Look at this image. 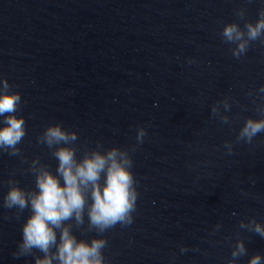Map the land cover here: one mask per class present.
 I'll list each match as a JSON object with an SVG mask.
<instances>
[{
	"label": "clouds",
	"instance_id": "9594fccd",
	"mask_svg": "<svg viewBox=\"0 0 264 264\" xmlns=\"http://www.w3.org/2000/svg\"><path fill=\"white\" fill-rule=\"evenodd\" d=\"M237 15L243 18L244 10ZM258 17L255 23L245 22L243 29L235 22L224 25L221 36L226 43L236 45L231 49L236 59L246 54L251 42L260 40L264 43V8L260 9ZM258 91L264 93V85ZM221 105L225 112L231 108L225 98L212 106L211 114L227 124L229 117L221 113ZM20 106L21 94L11 91L6 79L0 81V116L4 117V126L0 127V150L13 156L19 154L17 145L26 135L25 119L16 115ZM257 112L261 118H247L237 135V142L252 144L257 135L264 133V104L257 107ZM146 135L145 127L137 126V142L143 143ZM77 139L75 131L64 129L60 123L49 125L38 141L53 149L52 155L58 161L56 174L47 165L40 164L37 158L30 168L35 176L36 190H25L18 186V182L8 181L11 187L4 197V207L15 208L19 212L31 211L22 226V239L14 256L32 255L35 249L43 255L35 256L34 264H54V261L57 264H105L102 249L107 246V241L103 238H93L90 242L78 239L72 231L73 225L66 222L74 221L80 227L86 213L87 230L98 233H104L117 224H132L138 192L129 150L113 147L102 152V146L98 144L96 149L85 151L78 160L77 150L71 146ZM224 147L231 155L233 143L225 141ZM131 151H135V147ZM219 228L217 224L216 229ZM240 228L264 238V224L255 218H250L247 223L242 220ZM185 251L187 249L181 247V252ZM247 254L245 242L237 239L228 264H237L239 258ZM248 264H264V256L254 254Z\"/></svg>",
	"mask_w": 264,
	"mask_h": 264
}]
</instances>
